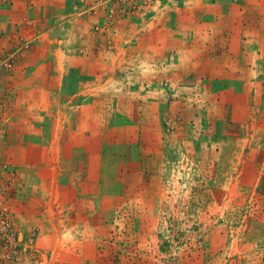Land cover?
<instances>
[{"label": "rangeland", "instance_id": "374dc122", "mask_svg": "<svg viewBox=\"0 0 264 264\" xmlns=\"http://www.w3.org/2000/svg\"><path fill=\"white\" fill-rule=\"evenodd\" d=\"M0 264H264V0H0Z\"/></svg>", "mask_w": 264, "mask_h": 264}]
</instances>
